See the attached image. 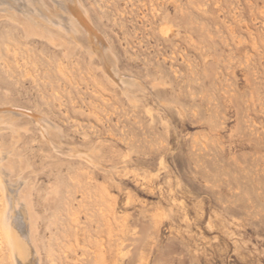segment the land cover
Returning <instances> with one entry per match:
<instances>
[{"label":"rangeland","instance_id":"rangeland-1","mask_svg":"<svg viewBox=\"0 0 264 264\" xmlns=\"http://www.w3.org/2000/svg\"><path fill=\"white\" fill-rule=\"evenodd\" d=\"M44 1L0 3V108L47 120L0 118V264H264V0Z\"/></svg>","mask_w":264,"mask_h":264},{"label":"bare ground","instance_id":"bare-ground-1","mask_svg":"<svg viewBox=\"0 0 264 264\" xmlns=\"http://www.w3.org/2000/svg\"><path fill=\"white\" fill-rule=\"evenodd\" d=\"M7 1H8V0H6V2H7ZM18 1H19V0H18ZM45 1H46V0H45ZM45 1H44V2H45ZM52 1H53V0H52ZM56 1H57V0H56ZM61 1H62V0H61ZM67 1H68V0H67ZM67 1H66V2H67ZM71 1H72V0H71ZM83 1H84V0H83ZM6 2H5V0H1V1H0V3H6ZM21 2H22V1H21ZM25 2H26V1H25ZM27 2H29V1H27ZM49 2H50V1H49ZM49 2H48V4H49ZM57 2H58V1H57ZM57 2H56V3H57ZM62 2H63V1H62ZM66 2H63V6H65ZM68 2H69V1H68ZM74 2L77 3V1H75V0H74ZM79 2H80V1H78V3H79ZM7 3H8V2H7ZM7 3H6V4H7ZM15 3H17V1H16ZM39 3H40V2H39ZM41 3H42V2H41ZM64 3H65V4H64ZM80 3H81V2H80ZM31 4H32V3H31ZM31 4H30V5H31ZM45 4H47V3L45 2ZM48 4H47V5H48ZM54 4H55V3H54ZM58 4H59V2H58ZM60 4H62V3H60ZM81 4H82V3H81ZM0 5H3V4H0ZM8 5H9V4H8ZM8 5H6V7H7ZM26 5H27V4H26ZM32 5H33V4H32ZM66 5H67V8H66V9H69V10H70V8H68V7H69L68 4H66ZM70 5H72V4H70ZM74 5H75V4H74ZM9 6H10V5H9ZM9 6H8V7H9ZM18 6L20 7L21 5H18ZM50 6H51V3H50ZM76 6H78V9L80 8L79 5L76 4ZM8 7H7L6 9H9V8H10V7H9V8H8ZM16 7H17V5H16ZM29 7H30V6H29ZM32 7H33V6H32ZM40 7H42V6H40ZM51 7H52V6H51ZM55 7H56V6H55ZM65 7H66V6H65ZM2 8H3V7H1V9H2ZM14 8H15V6H14ZM30 8H31V7H30ZM56 8H57V7H56ZM63 8H64V7H63ZM72 8H73V6H72ZM72 8H71V10L74 11L75 9H72ZM76 8H77V7H76ZM81 8H82V6H81ZM4 9H5V6H4ZM6 9H5V10H6ZM15 9H17V8H15ZM20 9H24V8L21 7ZM34 9H35V7H34ZM43 9H44V8H42V10H43ZM48 9H49V8H48ZM35 10H36V9H35ZM45 10H46V9H45ZM71 10L68 11V12H69V13H70V12H73V11H71ZM17 11H18V10H17ZM22 11H24V10H22ZM37 11H38V10H37ZM46 11H48V10H46ZM75 11H77V10H75ZM79 11H81V9H79ZM79 11H78V12H79ZM8 12H10V11H8ZM12 12H14V11H12V9H11V12H10V13H12ZM20 12H21V10H20ZM20 12H18V13H20ZM24 12H26V11H24ZM38 12H40V11H38ZM64 12H65V11H64ZM78 12L71 13V14H75V17L73 16L74 18H71V19H73V21H72L71 23H73L74 25H73V24H71V25L75 26V28H76L75 31H76L77 33H78V32H83V33L86 34L87 36H88V35L90 36V34L93 35V33H94V31H95L96 29H95V30H92L91 27H90V26L88 25V23H87V22H89V21H85V20H86V17H85V16H81V15H82L81 12H80V14H79ZM82 12H85V11H82ZM6 13H7V12H6ZM10 13H8V14H10ZM14 13H15V12H14ZM28 13L30 14L31 12H28ZM36 13H37V12H36ZM46 13H47V12H46ZM12 14H13V13H12ZM37 14H40V13H37ZM42 14H43V13H42ZM71 14H70V15H71ZM85 14H87V13H85ZM17 15H18V14H17ZM21 15H22V14H21ZM48 15L50 16L49 13H48ZM54 15H55L54 17H56V14H54ZM66 15H67V14H66ZM83 15H84V14H83ZM11 16H12V15H11ZM24 16H25V15H24ZM24 16H23V17H24ZM26 16H27V15H26ZM51 16H52V15H51ZM7 17H8V16H7ZM41 17H42V18L44 17L45 20H47L48 22H50V19H49L50 17H48V16H44V15L41 16ZM54 17H52V18L55 19ZM57 17H58V15H57ZM83 17H85V19H84ZM58 18H59V17H58ZM62 18H63V17H62ZM67 18H68V17H67ZM26 19H27V17H26ZM28 19H30L29 16H28ZM38 19H39V18H38ZM38 19H37V20H38ZM59 19H61V18H59ZM61 20H62V19H61ZM65 20H66V19H65ZM30 21H31V23H32L33 19H31ZM57 21H58V20H57ZM17 22H18V21H17ZM28 22H29V21H28ZM34 22H35V21H33L32 24H34ZM42 22L45 23L44 21H42ZM51 22H52V21H51ZM58 22H60V21H58ZM63 22H65L64 19H63ZM52 23L54 24V22H52ZM61 23H62V22H61ZM66 23H67V22H66ZM66 23H65V25H66ZM25 24H26V23H25ZM27 24H28V23H27ZM27 24H26V26H27ZM49 24H50V23H49ZM56 24H57V23H56ZM68 24H69V23H68ZM68 24H67V25H68ZM89 24H92V22L89 23ZM17 25H18V24H17ZM29 25L31 26V24H28V26H29ZM36 25H38V24H36ZM57 25H58V24H57ZM60 25H61V24H60ZM60 25H59V26H60ZM92 25H93V24H92ZM26 26H25V27H26ZM28 26H27V27H28ZM34 26H35V24H34ZM34 26L32 25V28H33ZM69 26H70V25H69ZM69 26H68V27H69ZM35 27L38 28L39 26H35ZM42 27H43V26H42ZM70 27H71V26H70ZM94 27H95V26H94ZM21 28H22V27H21ZM37 28H33V29H35V31H37V30H36ZM47 28H48V27H47ZM49 28H50V26H49ZM49 28H48V29H49ZM54 28H55V27H54ZM62 28H64V27L62 26ZM62 28H61V29H62ZM40 29H41V28H40ZM50 29H51V28H50ZM55 29H56V28H55ZM61 29H60V30H61ZM71 29H73V27H72ZM71 29H70V30H71ZM23 30H24V29H23ZM26 30H27V29H26ZM43 30H44V29H43ZM52 30H53V29H52ZM27 31H29V30H27ZM31 31H33V33H34V30H31V28H30V32H31ZM45 31H46V29H45ZM58 31H59V29L57 30V32H58ZM75 31H74V32H75ZM97 31H98V30H97ZM97 31H96V32H97ZM25 32H26V31H25ZM36 33H37V32H36ZM38 33H40V31H38ZM44 33H46V32H44ZM65 33H66V32H65ZM70 33H71V32H70ZM27 34H32V32H31V33H27ZM58 34H59V33H58ZM68 34H69V32H68ZM72 34H73V32H72ZM98 34H99V31H98ZM101 34H102V33H100V35H101ZM38 35H39V34H38ZM42 35H43V34H42ZM48 35H49V34H48ZM50 35H51V33H50ZM74 35H76V34H74ZM74 35H73V36H74ZM77 35H78V34H77ZM77 35H76V36H77ZM92 35H91V37H93ZM100 35H99V37H100ZM102 35H103V34H102ZM102 35H101V37H102ZM26 36H28V35H26ZM34 36H35V34H34ZM44 36H45V35H44ZM44 36H43V37H44ZM53 36H55V35H53ZM56 36H57V35H56ZM66 36H67V33H66ZM73 36H72V37H73ZM84 36H85V35H84ZM95 36H97V35H95ZM45 37H46V36H45ZM64 37H65V36H64ZM64 37H63V38H64ZM99 37H98V38H99ZM101 37H100V38H101ZM59 38H60V37H59ZM73 38H74V37H73ZM81 38H82V37H81ZM84 38H85L84 40H86V37H84ZM93 38H94V37H93ZM93 38H92V39H93ZM98 38H97V40H98ZM46 39H47V37H46ZM53 39H54V38H53ZM53 39H52V40H53ZM70 39H71V38H70ZM78 39H79V38H78ZM92 39H91V40H92ZM47 40H49V39H47ZM62 40H63V39H62ZM71 40H72V39H71ZM71 40H70V41H71ZM76 40H77V38H76ZM87 40H88V39H87ZM99 40H100V39H99ZM102 40H104V39H102ZM102 40H101V41H102ZM58 41H59V40H58ZM63 41H64V40H63ZM51 42H52V41H51ZM64 42H65V41H64ZM66 42H68V41H66ZM66 42H65V43H66ZM72 42H74L73 44H75V42H77V41H73V40H72ZM79 42H80V40H79ZM86 42H87V41H86ZM52 43H53V42H52ZM68 43H69V42H68ZM93 43H94V42H93ZM96 43L98 44V41H97ZM104 43L107 44L106 42H104ZM53 44H54V43H53ZM61 44H62V43H61ZM87 44H88V43H87ZM100 44H101V43H100ZM102 44H103V43H102ZM54 45L56 46V44H54ZM69 45H70V43H69ZM76 45H77V44H76ZM80 45H81V43H80ZM103 45H104V44H103ZM57 46H58V45H57ZM89 46H90V44H89ZM97 46H98V45H97ZM67 47H68V46H67ZM71 47H72V46H71ZM79 47H80V46H79ZM79 47H78V48H79ZM86 47H87L86 49H89L87 45H86ZM100 47H101V46H100ZM100 47H99V48H100ZM90 48H91V46H90ZM108 48H109V46H108ZM91 49H92V48H91ZM109 49H110V48H109ZM92 50H93V49H92ZM92 50H91V51H92ZM99 50H101V49H99ZM113 50H114V49H113ZM113 50H112V51H113ZM85 51H86V50H85ZM91 51H89V52H91ZM93 52H94V50H93ZM100 52H101V51H100ZM96 53H97V52H96ZM88 54H89V53H88ZM100 54H101V53H100ZM94 55H95V53H93V56H94ZM97 56H98V55H97ZM115 57H116V56H115ZM105 58H106V57H105ZM108 59H109V58H108ZM108 59H107V60H108ZM107 60H106V61H107ZM107 62L110 63V61H107ZM107 62H106V63H107ZM102 63H103V62H102ZM109 63H108V64H109ZM111 64H112V63H111ZM111 64H110V65H111ZM113 64H114V63H113ZM110 65H109V66H110ZM111 66H112V65H111ZM111 68H113V67H111ZM112 70H113V69H112ZM110 71H111V70H110ZM113 72L115 73V71H113ZM117 72H118V71H117ZM106 75H107V73H106ZM112 75H114V74L112 73ZM115 75L117 76L116 73H115ZM114 77H115V76H114ZM107 78H108V75H107ZM107 78L105 77V79H107ZM111 78H112V77H111ZM108 79H110V76H109ZM114 79H115V78H114ZM110 80H111V79H110ZM117 80H119V79H117ZM114 82H115V81H114ZM117 82H118V81H117ZM134 84H135V83H134ZM109 85H112V84H109ZM115 86H116V85H115ZM115 86H114V87H115ZM127 89H128V87H127ZM118 90H119V89H118ZM128 90H129V89H128ZM119 92H120V91H119ZM126 92H127V91H126ZM127 93H128V92H127ZM14 105H15V104H14ZM4 106H5V105H4ZM10 106H11V105H10ZM16 106H17V105H16ZM19 106L22 107V105H19ZM1 107H2V108H0V118H4V119L7 118V119H9V120H12V119H16L17 117H18V119H19L20 117L22 118V116H24L25 118L28 119V121H30L31 123L37 125V127H38V126H41V121L43 120L42 118L45 117V116H43L42 118H40V117L36 116V115L33 114V113H31V114H26V113L22 112V111H21L20 109H18V108H13V107H3V106H1ZM22 108H23V107H22ZM24 108H26V107H24ZM26 109H27V108H26ZM44 119H45V118H44ZM4 121H5V120H4ZM45 121H46V123H47V120H46V119H45ZM2 122H3V121H2ZM9 122H10V121H9ZM42 123H43V122H42ZM4 124H5V123H2L3 126H4ZM7 124H8V123H7ZM16 124H17V122H16ZM42 125H43V124H42ZM45 125L47 126V124H45ZM45 125H44V126H45ZM11 126H12V125H11ZM1 127H2V126H1ZM1 127H0V128H1ZM8 127H10V126H8ZM20 127H21V126H20ZM35 127H36V126H35ZM12 128H13V126H12ZM42 128H44V127H42ZM42 128H41V130H42ZM45 128H46L45 130L47 131V128H49V126H48V127H45ZM51 128H52V127H50V129H51ZM15 129H16V128H15ZM15 129H14V130H15ZM38 129H40V128H38ZM52 129H53V128H52ZM16 130H17V129H16ZM41 130H39V132H40ZM48 130H49V129H48ZM60 130H61V129H60ZM3 131H6V130H3ZM9 131H11V130L9 129ZM51 131H54V129L51 130ZM15 132H16V131H15ZM15 132H14V133H15ZM19 132H20V131H19ZM53 133H54V132H52V135H53ZM50 134H51V132H50V133H47V134H46V137H47V135H48V137H49ZM10 135H11V134H10ZM10 135H8V136H10ZM15 135H17V134L15 133ZM44 135H45V134H44ZM52 135H50V137H51ZM58 135H59V133H58L57 135L54 134V136H55L56 139H57V136H58ZM54 136H52L53 138H52V140H50L51 142L53 141ZM41 137H42V134H41ZM60 137H61V135H60ZM60 137H59V138H60ZM42 138H43V137H42ZM59 138H58L57 140H59ZM43 139H44V138H43ZM47 139H48V138H47ZM8 140H9V139H8ZM14 140H15V139H14ZM14 140H13V141H14ZM16 140H17V138H16ZM57 140H56V142H57L56 144H58V141H57ZM43 141H44V140H43ZM47 141H48V145H49V142H50V141H49V140H47ZM59 141H60V140H59ZM54 142H55V141H54ZM43 143H44V142H43ZM60 143H61V142H60ZM2 144H4V143H2ZM11 144H12V143H10V146H7V148H11V147H12ZM46 144H47V143H46ZM50 144H51V143H50ZM0 145H1V144H0ZM7 145H8V144H7ZM5 146H6V144H5ZM2 147H3V146H2ZM2 147H1V148H2ZM53 147H54V146H53ZM56 147H58V145H57ZM72 147H74V146H72ZM75 147H76V146H75ZM75 147H74V148H75ZM5 148H6V147H5ZM54 148H55V147H54ZM59 148H60V146H59ZM63 148H64V147H63ZM68 148H71V146L68 147ZM76 148L80 149L79 147H76ZM49 149H50V148H49ZM55 149H56V148H55ZM71 149H72V148H71ZM78 149H77V152H76V153H77L76 156L79 154ZM82 149H83V148H82ZM8 150H9V149H8ZM51 150H53V149H51ZM1 151H2V150H1ZM1 151H0V152H1ZM6 151H7V150H6ZM18 151H19V150H18ZM57 151H58V148H57ZM73 151H75V150L73 149ZM84 151H85V150H84ZM65 152H66V151H65ZM85 152H86V151H85ZM85 152H83V153H85ZM2 153H5V152H2ZM11 153H12V152H11ZM18 153H19V152H18ZM18 153L16 154L17 157H18V155H19ZM73 153H74V152H73ZM80 153H81V152H80ZM8 154H9V153H7V155H8ZM20 154H21V153H20ZM67 154H68V153H67ZM3 155H4V154H3ZM3 155L0 156V157H3ZM9 155H10V154H9ZM9 155H8V156H9ZM64 155H65V154H64ZM69 155H70V154H69ZM69 155H65V156L68 157ZM89 155H90V154H89ZM73 156H75V155H72V157H73ZM76 156H75V157H76ZM81 156H82V155H81ZM87 156H88V154L86 155V158H87ZM6 157H7V156H6ZM15 157H16V156H15ZM19 157H20V156H19ZM22 157H23V156H22ZM72 157H70V158H72ZM88 157H89V156H88ZM13 158H14V157H13ZM76 158H77V157H76ZM78 158H81V157H78ZM82 158H83V157H82ZM16 159H17V158H16ZM16 159H15V160H16ZM20 159H21V158H20ZM20 159H19V161H20ZM87 159H88V158H87ZM89 159H90V157H89ZM21 161H24V160L21 159ZM92 161H93V160H92ZM16 162H17V160H16ZM93 162L96 163L95 161H93ZM5 163H6V162H5ZM17 163H18V162H17ZM24 163H25V162H23L21 165L23 166ZM97 164H98V163H97ZM6 165H7V164H6ZM95 165H96V164H95ZM1 166H2V165H1ZM17 166H19V165H17ZM22 166H20V167H22ZM24 166H25V165H24ZM24 166H23L21 169L25 168ZM7 168H8V167H7ZM31 168H32V167H31ZM12 169H13V168H12ZM18 169H19V168H18ZM18 169H17V170H18ZM6 170H7V169H6ZM26 170H27L26 168H25V170L23 169V171L27 172ZM4 171H5V170H3V173H4ZM11 171H12V170H11ZM21 171H22V170H21ZM19 172H20V169H19ZM10 173H11V172H10ZM17 173H18V172H17ZM21 173H22V172H21ZM21 173H20V175H21ZM6 174H7V173H6ZM23 174H24V173H23ZM27 174H28V173H27ZM0 175H1V174H0ZM11 175H13V173H12ZM9 176H10V174H9ZM9 176H7V177L9 178ZM13 176L15 177V175H13ZM13 176H12V178H13ZM18 176H19V174L17 175V177H18ZM27 176H29V175H27ZM3 177H4V176H3ZM17 177H16V178H17ZM12 178H11V179H12ZM13 180H14V179H13ZM16 180H17V179H15L14 182H16ZM21 180H23V179H21ZM8 181H9V180H8ZM18 182H19V181H18ZM30 182L33 183L32 181H29V183H30ZM8 183H9V182H8ZM27 183H28V181H27ZM8 185H9V184H8ZM24 185H25V183H24ZM24 185H23V186H24ZM26 185H27V184H26ZM12 186H13V185H12ZM19 186H20V185H19ZM27 186H28V185H27ZM25 187H26V186H25ZM34 187H35V186H34ZM14 188H15V187H14ZM20 188H22V187L20 186ZM28 188H29V187H28ZM22 189H23V188H22ZM36 189H37V188H36ZM34 190H35V189H34ZM22 191H23V190H22ZM37 192H38V191H37ZM25 193H26V192H25ZM27 194H28V193H27ZM32 194H33V193H32ZM16 196H17V194H16ZM26 196H28V195H26ZM29 196H30V195H29ZM33 196H34V195H33ZM23 197H24V196H23ZM15 198H16V197H15ZM24 198H25V197H24ZM29 199H33V197H32V198H29ZM25 200H26V199H25ZM25 200H24V201H25ZM24 201H23V202H24ZM27 201H28V199H27ZM29 201H30V200H29ZM9 202H10V201H9ZM7 204L10 205V204L8 203V200H7V194H6L5 186L3 185V183H2L1 180H0V208L3 207V209H1V211L4 210V208L6 207ZM18 207H21V204H20V206H18ZM26 207H27V206H26ZM26 207H25V208H26ZM8 208H9V207H8ZM28 209H30V208H28ZM28 209H27V211H28ZM15 210H17V209H15ZM29 211H31V210H29ZM26 215H28V213H26ZM0 217H1V216H0ZM21 217H22V216H21ZM21 217H20V218H21ZM27 217H28V216H27ZM9 218H10V217H9ZM16 218H17V217H16ZM20 218H19V219H20ZM30 219H31V221L34 220V219H32L31 217H30ZM2 220H3V223H4L5 227L7 228V234H8V237H9V239H10V242H9V243H10V245H11V249H12L13 251L17 252L18 255H20V256L24 255V247H23L22 243H20L19 239H17V237L12 233V230L9 228V224H8V216H7L6 208H5V210L2 212V218L0 219V221H1L0 223H1V224H3V223H2ZM15 220H16V219H15ZM15 220H14V221H15ZM17 220H18V219H17ZM17 220H16V221H17ZM19 221H20V220H18L17 222H19ZM27 221H28V220H27ZM19 223H20V222H19ZM36 223H37V222H36ZM14 224H15V223H14ZM20 224H21V223H20ZM20 224H18V225H20ZM31 224H33V223H31ZM34 224H35V223H34ZM20 226H21V225H20ZM28 226H29V225H28ZM1 227H2V226H0V229H1ZM30 227H31V226H30ZM30 227H29V228H30ZM33 227H34V226H33ZM35 227H36V226H35ZM35 227H34V228H35ZM18 228H19V227H18ZM18 228H17V229H18ZM22 228H23V227H22ZM22 228H21V229H22ZM26 228H28V227H26ZM15 229H16V227H15ZM36 229H37V228H36ZM36 229H35V230H36ZM2 230H4V229H1V230H0V231H1V234H0L1 237H0V240L3 239V238H6V237H3L4 235H2ZM24 230H25V229H24ZM19 231H20V230H19ZM4 232H5V231H4ZM4 232H3V233H4ZM14 232H15V231H14ZM23 232H24V231H23ZM35 232H36V231H35ZM5 233H6V232H5ZM5 233H4V234H5ZM33 233H34V232H33ZM19 234H20V233H19ZM26 234H27V233H26ZM31 234H32V233H31ZM34 234H35V233H34ZM20 235H21V234H20ZM29 236H33V235H29ZM8 237H7V241H8ZM20 239H21V238H20ZM28 239H29V238H28ZM23 240H24V239H23ZM23 240H22V241H23ZM4 241H6V240L4 239ZM34 241H35V240H34ZM1 242H3V241L1 240ZM32 242H33V241H32ZM6 243H7V242H6ZM35 244H36V243H35ZM1 245H2V244H1ZM3 245H4V244H3ZM5 245H7V244H5ZM5 245H4V247L6 248ZM24 245H25V244H24ZM36 245H37V244H36ZM36 245H35V246H36ZM26 246H28V245H26ZM29 246H31L30 242H29ZM32 246H34L33 243H32ZM32 246H31V247H32ZM35 246H34V249L36 248L35 251H37V247H35ZM8 249H10V248H9V245H8ZM32 249H33V247H32ZM34 249H33V250H34ZM30 250H31V249H30ZM35 251H33V252L36 253ZM8 252H9V250H8ZM30 253L33 254L32 252H30ZM9 254H10V252H9ZM31 254H30V255H31ZM9 256H11V255H8V257H9ZM33 256H35V254H34ZM36 256H37V254H36ZM31 257H32V256H31ZM11 258H12V257H11ZM14 260H15V259H14ZM35 260H36V259H35ZM37 260H38V259H37ZM32 261H33V260H32ZM12 262H13V260H12ZM35 262H36V261H35ZM15 263L17 264V262H15ZM15 263H14V264H15ZM11 264H13V263H11ZM32 264H33V263H32Z\"/></svg>","mask_w":264,"mask_h":264}]
</instances>
